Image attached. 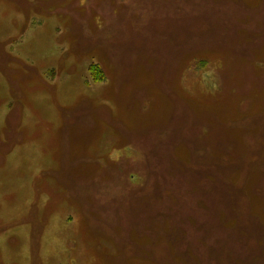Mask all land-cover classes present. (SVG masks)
I'll return each mask as SVG.
<instances>
[{
  "label": "rangeland",
  "instance_id": "374dc122",
  "mask_svg": "<svg viewBox=\"0 0 264 264\" xmlns=\"http://www.w3.org/2000/svg\"><path fill=\"white\" fill-rule=\"evenodd\" d=\"M0 264H264V0H0Z\"/></svg>",
  "mask_w": 264,
  "mask_h": 264
},
{
  "label": "trees",
  "instance_id": "16d2710c",
  "mask_svg": "<svg viewBox=\"0 0 264 264\" xmlns=\"http://www.w3.org/2000/svg\"><path fill=\"white\" fill-rule=\"evenodd\" d=\"M97 78H98V77H97ZM98 80H101V79L98 78Z\"/></svg>",
  "mask_w": 264,
  "mask_h": 264
}]
</instances>
